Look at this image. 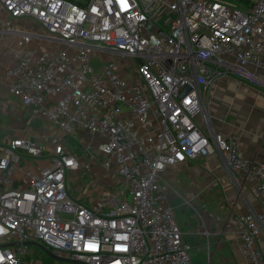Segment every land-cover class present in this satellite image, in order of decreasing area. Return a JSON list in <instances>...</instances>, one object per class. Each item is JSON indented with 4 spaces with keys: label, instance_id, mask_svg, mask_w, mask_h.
Here are the masks:
<instances>
[{
    "label": "built area",
    "instance_id": "obj_1",
    "mask_svg": "<svg viewBox=\"0 0 264 264\" xmlns=\"http://www.w3.org/2000/svg\"><path fill=\"white\" fill-rule=\"evenodd\" d=\"M6 13L32 17L46 33L16 29ZM16 34L0 87L46 129L0 139V264L26 262L30 242L85 264H195L164 172L216 148L235 180L255 183L261 209L232 219L242 254L264 264V165L235 136L196 121L209 123L201 95L216 78L264 87L248 68L264 69V0H0V43ZM63 42L74 49L55 47ZM100 49L133 58L140 82L113 60L95 69ZM81 131L99 138L79 139L119 180L90 200L70 186L81 158L67 139Z\"/></svg>",
    "mask_w": 264,
    "mask_h": 264
},
{
    "label": "crops",
    "instance_id": "obj_2",
    "mask_svg": "<svg viewBox=\"0 0 264 264\" xmlns=\"http://www.w3.org/2000/svg\"><path fill=\"white\" fill-rule=\"evenodd\" d=\"M6 15L18 30L40 34L46 33L45 28L32 17L14 18L8 13ZM18 41L19 36L16 34L9 36L5 42L0 43V64L9 65L15 60L18 52ZM46 44L49 47L53 46L50 41H47ZM55 47L67 50L74 49L64 42L55 44ZM248 68L264 81V69L254 65H250ZM201 99L204 111L208 114L209 123L207 124L203 116L199 114L196 117L198 125L206 133L219 132L225 137L235 136L240 142L243 155L247 159L264 165V87L256 86L241 78L225 75L216 78L208 88L202 89ZM40 120L42 122V118ZM27 122L37 125V118L35 120L31 118L26 107L15 96L0 87V139L5 135L10 137L15 136L14 133L19 134V130H22L21 128ZM44 129L46 127H42L41 131H44ZM79 134L80 132L77 136ZM94 137L96 138V136ZM169 168L173 169L171 175L175 178L174 188L178 189V193L174 192L173 194L176 198L181 196L197 204L196 198L200 196L203 190L207 189L208 193L215 191V195L224 198L223 201L229 206L230 214L222 229L213 226V224L210 226L212 227L210 231H205L209 236L210 243L208 242V244H211L213 238L216 239L215 247L222 252L225 251L223 258L228 264H250L241 252V240L237 234L234 221H231V215L246 214L261 209L260 202L255 195V183L235 180L217 148L209 156L190 159ZM115 179L118 183L119 180L116 177ZM169 192L170 188L168 199ZM71 193L81 200L91 199H82L80 196H76L72 187ZM175 217L177 218L176 214ZM197 218L199 219V216ZM218 233L220 235H217ZM183 234L186 241L192 245V242L186 238L185 231H183ZM32 246L37 247L38 250L34 251L31 247L30 254L23 264H36L31 262L33 251L39 257H42L41 253L44 254L39 246L35 244H32ZM45 263L48 262L45 260ZM55 264L77 263L64 261L59 263L56 260Z\"/></svg>",
    "mask_w": 264,
    "mask_h": 264
},
{
    "label": "rangeland",
    "instance_id": "obj_3",
    "mask_svg": "<svg viewBox=\"0 0 264 264\" xmlns=\"http://www.w3.org/2000/svg\"><path fill=\"white\" fill-rule=\"evenodd\" d=\"M225 2L231 3L233 5L240 6L245 0H223ZM47 42V40H46ZM97 58L93 60V66L95 69L100 67L101 62L105 60H113L121 63L128 68V71L133 74V80L135 82H140L141 75L137 68V64L133 58L129 56H124L121 53H117L108 49L97 50ZM146 85V84H145ZM27 110V109H26ZM30 114V117L35 120L37 118V125L32 123H26L25 126L21 129L29 128L28 130H19V134L27 131L28 133H33L40 135L42 134L41 128L45 127V122L41 117L34 115L32 112L27 110ZM17 134V133H14ZM81 137H84L86 140H91L92 143L98 144L99 138L91 136L90 133L83 131L80 134L73 138L67 139V145L79 155L81 158V166L77 169L71 170L70 179L71 187L74 191V194L80 196L82 199L97 197L98 194H105L113 189L117 184L115 177L108 172V170L102 164V155L99 151L91 153L87 150L85 144L80 140ZM80 138V139H79ZM173 172L172 168H169L164 174V178L170 188L169 200L172 204L174 213L176 214L177 222L180 224L183 231L186 232L187 239L192 242V249L190 251L191 257L195 264H228L223 258L225 253L216 249L215 241L213 238L211 244L209 245V236L207 232L210 231L213 226H218L219 229H222L225 221L227 220L228 215L230 214L229 206L223 201L224 198L219 197L220 195H215V191L208 193L207 190H203L198 198H196L197 204H194L188 200V198H176L173 196L174 192L178 193L174 187L175 178L171 175ZM176 172V170H174ZM206 191V192H205ZM199 216V219L197 218ZM231 221L232 215H231ZM203 223V224H202ZM217 224V225H215ZM208 225V227H207ZM201 229V230H200ZM200 230V231H199ZM206 233V234H205ZM217 235H220L219 233ZM210 243V242H209ZM32 249L38 250L37 247L31 246ZM32 252V261L36 264H55L56 259L48 257L42 254V257L36 255L35 252ZM43 258L48 262L45 263ZM62 263L63 261H58Z\"/></svg>",
    "mask_w": 264,
    "mask_h": 264
},
{
    "label": "water",
    "instance_id": "obj_4",
    "mask_svg": "<svg viewBox=\"0 0 264 264\" xmlns=\"http://www.w3.org/2000/svg\"><path fill=\"white\" fill-rule=\"evenodd\" d=\"M137 62L140 65H142V63H143L141 58H137ZM30 243L39 246L48 256H50V257H52V258H54V259H56L58 261L72 262V263H77V264H85L83 262H79V261H76V260H71V259H68V258L57 256L50 249H48L47 247H45L44 245H42V244H40L38 242H30ZM5 245L13 246V245H16V244L15 243H10V244H4L3 246H5Z\"/></svg>",
    "mask_w": 264,
    "mask_h": 264
},
{
    "label": "trees",
    "instance_id": "obj_5",
    "mask_svg": "<svg viewBox=\"0 0 264 264\" xmlns=\"http://www.w3.org/2000/svg\"><path fill=\"white\" fill-rule=\"evenodd\" d=\"M73 1L79 2V0H73ZM82 3H83V2H82Z\"/></svg>",
    "mask_w": 264,
    "mask_h": 264
}]
</instances>
